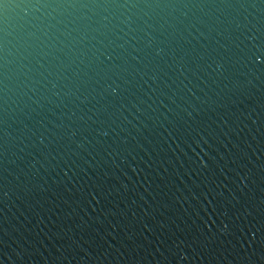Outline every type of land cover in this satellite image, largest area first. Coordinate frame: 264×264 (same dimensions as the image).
<instances>
[{
	"label": "water",
	"instance_id": "obj_1",
	"mask_svg": "<svg viewBox=\"0 0 264 264\" xmlns=\"http://www.w3.org/2000/svg\"><path fill=\"white\" fill-rule=\"evenodd\" d=\"M0 264H264V0H4Z\"/></svg>",
	"mask_w": 264,
	"mask_h": 264
},
{
	"label": "snow or ice",
	"instance_id": "obj_2",
	"mask_svg": "<svg viewBox=\"0 0 264 264\" xmlns=\"http://www.w3.org/2000/svg\"><path fill=\"white\" fill-rule=\"evenodd\" d=\"M4 3V0H0V4H3Z\"/></svg>",
	"mask_w": 264,
	"mask_h": 264
}]
</instances>
